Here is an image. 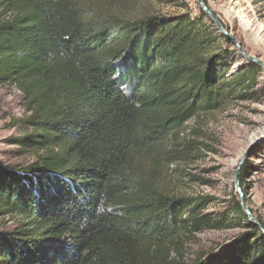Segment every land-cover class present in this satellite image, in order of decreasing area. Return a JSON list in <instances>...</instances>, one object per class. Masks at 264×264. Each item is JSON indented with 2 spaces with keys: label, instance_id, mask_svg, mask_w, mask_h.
<instances>
[{
  "label": "trees",
  "instance_id": "obj_1",
  "mask_svg": "<svg viewBox=\"0 0 264 264\" xmlns=\"http://www.w3.org/2000/svg\"><path fill=\"white\" fill-rule=\"evenodd\" d=\"M152 1L183 12L131 18L135 0H0V87L23 98L12 141L33 155L0 164V217L13 222L0 229V264H264V223L248 222L238 195L207 212L213 198L166 182L200 154L178 131L251 99L262 69L200 8L193 17L183 0ZM252 169H238L242 200ZM230 230L241 233L219 251L187 257L197 234Z\"/></svg>",
  "mask_w": 264,
  "mask_h": 264
},
{
  "label": "rangeland",
  "instance_id": "obj_2",
  "mask_svg": "<svg viewBox=\"0 0 264 264\" xmlns=\"http://www.w3.org/2000/svg\"><path fill=\"white\" fill-rule=\"evenodd\" d=\"M135 1L134 14L138 16H129L131 18L150 14L172 17L183 12L181 9L158 5L152 0ZM205 1L226 34L236 40L242 51L264 62V0ZM183 2L192 16L196 17L198 6L195 0ZM236 67L233 65L231 68L235 70ZM258 80V91L251 99L224 102L217 111L198 113L178 131L179 142L195 140L201 144L200 154L196 160L170 167L166 182L170 190L178 195L213 198L207 212H217L224 202L238 195L234 182L240 157L255 142L262 140L244 159L253 168L246 178L248 188L244 200L253 217L264 223L263 73ZM25 115L23 98L17 89L13 85L0 87V164L4 167L26 165L33 160L32 153L20 149L12 141L21 133V121ZM12 224V220L0 217V229L11 227ZM240 233L230 230L197 234L186 244L187 257L192 258L201 251L218 250Z\"/></svg>",
  "mask_w": 264,
  "mask_h": 264
},
{
  "label": "water",
  "instance_id": "obj_3",
  "mask_svg": "<svg viewBox=\"0 0 264 264\" xmlns=\"http://www.w3.org/2000/svg\"><path fill=\"white\" fill-rule=\"evenodd\" d=\"M195 3L196 5L198 6V8H200L207 16L208 18L211 20V22L213 23L215 29L220 33L222 34L223 36H226L228 38V40L231 42V44L234 46V48L236 49V51L240 54V56L247 62H251V63H254L256 64L257 66H259L261 69H262V73H263V78H264V62L263 61H260V60H257L251 56H247L243 51L242 49L240 48L239 44L236 42V40L227 35L226 32L224 31V29L222 28V26L220 25V23L218 22L216 16L210 11V9L208 8V6L205 5V3L202 1V0H195ZM262 140H258L257 142H255L252 146H250V148H248V150L240 157V160L237 164V167H236V170H235V186H236V191H237V194L239 196V201H240V204H241V208L244 212V214L246 215L247 219H248V222L250 224H253V225H258L257 221L255 220V218L252 216V214L250 213L248 207L246 206L244 200H242V196L240 194V189H239V178H238V169L239 167L241 166V164L244 162V159L245 157H248L251 152L257 147V145L261 142ZM234 241V240H232ZM231 241V242H232ZM230 243V242H229ZM228 244V243H227ZM226 244V245H227ZM225 246V245H224ZM223 247V246H222ZM221 247V248H222ZM221 248H219L218 250H215L216 251H219Z\"/></svg>",
  "mask_w": 264,
  "mask_h": 264
}]
</instances>
